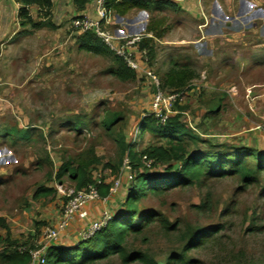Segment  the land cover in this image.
<instances>
[{
  "label": "rangeland",
  "instance_id": "rangeland-1",
  "mask_svg": "<svg viewBox=\"0 0 264 264\" xmlns=\"http://www.w3.org/2000/svg\"><path fill=\"white\" fill-rule=\"evenodd\" d=\"M69 54L68 72L33 73L22 90L0 102V219L5 225L0 226V239H3L0 252L7 246L6 237L16 248L25 247V243L39 237L41 229L54 225L64 203L57 186L75 187L67 178L63 182L55 179L63 162L73 160L72 164L76 165L89 158L92 149L98 162L89 165L88 171L97 182L103 178L111 189L115 187L109 203L98 204L102 211L111 212L110 207L116 211L131 183L127 159L124 157L120 163L116 135L121 133L123 142H134L139 150L164 141L145 131L139 134L138 130L142 118L151 113L155 84L149 73H136L135 80L125 82L105 72L113 65L111 56L77 54L74 48ZM150 63L149 60V66L157 71L156 63ZM154 74L160 83L161 73ZM235 74L229 73L230 77ZM255 78L264 80V73H258ZM190 96H184L178 103L182 120L192 129L195 127L201 135L196 134L208 144L230 147L244 143L252 148L261 145L257 135H264L263 123H232L228 116L232 115L231 111H226L228 115L215 123L204 120L206 103L199 96ZM195 104L198 106L193 108ZM112 115L118 121L107 129L103 120ZM75 124H79L77 128ZM11 127L20 135L16 131H4ZM25 131L29 136L22 140L21 132ZM208 144L198 147L206 149ZM167 165L158 164L151 170L161 173ZM40 186L54 188L55 192L50 197L34 199ZM142 206L158 212V219L176 224L177 229L164 230L157 220L143 234L130 236L126 246L130 253L142 252L163 263L168 255L181 249L190 230L221 224L217 233L205 236L200 245L190 250L191 256L202 264H264V175L246 188L236 177L208 178L194 186H178L165 194L149 196ZM74 219L81 222L87 218ZM74 219L59 234H71L67 243H76L85 226V223L72 225ZM59 237L62 235L53 241ZM112 263L121 264L117 257Z\"/></svg>",
  "mask_w": 264,
  "mask_h": 264
},
{
  "label": "crops",
  "instance_id": "crops-1",
  "mask_svg": "<svg viewBox=\"0 0 264 264\" xmlns=\"http://www.w3.org/2000/svg\"><path fill=\"white\" fill-rule=\"evenodd\" d=\"M116 1L111 31L142 33L154 47L150 64L156 63L157 71L137 50L135 73H161V78L167 73H185V96H199L206 103L204 120L215 123L231 111L232 123L264 124V80L255 78L264 73V0ZM21 7L17 0H0V102L22 90L33 73L68 72L73 48L77 54L98 55L79 47V32L70 26L74 17H95V0H53L50 19L39 28L21 23ZM29 10L38 20V6L30 5ZM229 73L236 74L230 77ZM257 138L261 145L255 148L264 150V135ZM239 146L247 145L233 147ZM100 202L90 203L87 219H74L72 225L86 226L99 218ZM63 234L49 245H73L67 243L71 234Z\"/></svg>",
  "mask_w": 264,
  "mask_h": 264
},
{
  "label": "trees",
  "instance_id": "trees-1",
  "mask_svg": "<svg viewBox=\"0 0 264 264\" xmlns=\"http://www.w3.org/2000/svg\"><path fill=\"white\" fill-rule=\"evenodd\" d=\"M17 1L22 4L19 17L23 25L39 28L50 19L53 0ZM76 1L78 2V0ZM105 2L111 10L118 3L116 0H105ZM164 4L168 5L169 3ZM30 5L38 6V20L31 15ZM76 43L85 51L111 56L113 65L105 70L106 73L125 82L135 80V70L127 66L121 57L115 55L93 31L79 33L76 36ZM138 49L146 50L148 60L155 56L150 39L143 38L138 44ZM185 80V73H167L159 83V87L165 92L180 91L182 99L185 96L183 87ZM167 87L172 90H167ZM178 103L179 101L174 105L176 113L169 115L164 123L158 122L150 113L143 117L139 124V134L145 131L153 138L164 139L163 142L154 143L139 150L135 148L134 142H123L121 133L116 135L120 146V163L125 157L131 170V183L125 189L121 205L116 211L113 209L115 212H112V217L105 227L96 231L90 238L79 240L70 246H48L42 264H97L101 262L113 264L114 257H117L121 264L137 261L141 264H202L200 260L191 256L190 250L200 245L205 236L217 233L222 227L221 224L190 230L181 249L168 255L163 263L149 258L142 252L130 253L126 250L128 239L132 234H143L157 220L160 221L164 230L174 231L177 229L176 224L171 225L166 219H158L160 218L158 212L143 207V201L149 196L165 194L178 186L187 187L200 184L208 178L236 177L245 188L250 187L264 175V150L247 146L229 147L222 144H208L206 139L201 138L192 127L182 120L183 114ZM117 121L118 118L112 115L110 119L103 120V125L107 129H111ZM78 125L73 126L77 128ZM4 131L18 132L15 127L6 128ZM27 136H29L27 131L21 132L22 140ZM13 140L16 141V138ZM203 144H208L206 149L198 147ZM193 145H195L194 149L191 148ZM89 153V158L76 165L72 164L73 160L63 162L56 171L55 179L63 182V179L67 178L75 184L76 189L94 185L98 195L101 198H107V203H109L108 198L112 186L105 183L103 178H100L99 182L93 179L88 167L92 163L98 162V159L93 155L92 149ZM158 164L168 165L161 173L151 170ZM54 192V188L40 186L35 190L33 198H47ZM0 226H5L1 219ZM39 237H36L32 243H25V249L22 251L13 246L15 243L6 237L5 240L8 243L0 252V263L31 264L29 251L35 247V241Z\"/></svg>",
  "mask_w": 264,
  "mask_h": 264
},
{
  "label": "built area",
  "instance_id": "built-area-1",
  "mask_svg": "<svg viewBox=\"0 0 264 264\" xmlns=\"http://www.w3.org/2000/svg\"><path fill=\"white\" fill-rule=\"evenodd\" d=\"M112 10L106 6L105 0H95V17L83 15L71 19V28L79 33L85 31H93L103 43L117 56L121 57L124 62L133 70H137L139 61L136 57L138 44L144 38L142 33L122 34L117 35L111 31ZM146 57V50H139ZM155 84V92L151 101V114L158 122L164 123L166 118L176 113L174 105L181 100L180 91H162L159 87V81L154 73H149ZM118 183L115 184L117 186ZM57 190L64 198L63 207L60 218L56 225L45 227L40 234L38 240L35 241V247L30 249L31 264H42L45 260L46 249L50 242L56 240L60 233L64 232L74 218L80 220L87 218V206L94 201L107 202V198H101L98 195L94 185H89L86 188L76 189L75 187L66 188L62 185L57 186ZM115 191V187L111 192ZM112 213L103 210L99 218L91 221L84 226L79 232L80 240L90 238L96 231L101 230L111 219ZM19 251L24 250V247L17 248Z\"/></svg>",
  "mask_w": 264,
  "mask_h": 264
}]
</instances>
